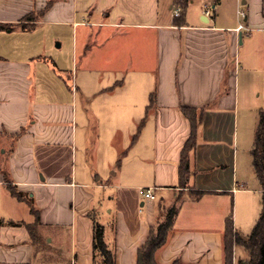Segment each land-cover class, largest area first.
Here are the masks:
<instances>
[{"label": "crops", "instance_id": "0c3cea01", "mask_svg": "<svg viewBox=\"0 0 264 264\" xmlns=\"http://www.w3.org/2000/svg\"><path fill=\"white\" fill-rule=\"evenodd\" d=\"M187 1L174 17L176 0H0V23L51 2L26 29L0 30V264H92V211L116 264H138L173 204L159 264L247 257L233 242L228 261L225 233L231 215L249 235L262 210L252 148L264 109V0ZM184 107L201 115L186 187Z\"/></svg>", "mask_w": 264, "mask_h": 264}, {"label": "trees", "instance_id": "16d2710c", "mask_svg": "<svg viewBox=\"0 0 264 264\" xmlns=\"http://www.w3.org/2000/svg\"><path fill=\"white\" fill-rule=\"evenodd\" d=\"M49 2L46 7L39 12H32L27 14L18 23H0V30L6 29H26L27 25L24 22H34L42 16L50 6ZM176 4L182 8V12L186 9L187 0H176ZM154 94L151 95L150 105L154 104ZM185 114L190 118L193 126L192 135L187 141L183 153L181 164L179 167L181 186L186 187V181L191 173L188 155L196 145V126L200 121L201 115L197 113L195 109L183 108ZM137 134L134 138H136ZM253 166L256 177L259 181L262 195L261 203L262 210L255 222L252 231L247 236H241L233 229V221L231 215L227 219L225 241H226V254L227 259L230 262L232 257V245L235 242L237 245H241L246 253L247 257L240 260L239 264H264V109L259 110V122L255 134L254 145L252 148ZM1 169V166H0ZM10 190L19 199H24L23 195L17 191L15 186L9 183ZM203 191L192 190L193 197H199L203 194ZM30 210L36 219L33 224H28L31 236L35 241L40 238L39 231L37 229L40 224L38 217V210L35 206L33 199H29ZM179 206L173 204L168 209H161V218L157 223L150 228V233L145 243L138 250V264H159L156 260V252L167 241L169 232L173 227L176 215L178 213ZM94 221L93 227V263L92 264H116L115 250L106 242L105 239V226L100 223L94 211L89 213ZM163 218V219H162ZM1 223V221H0ZM78 264V263H77ZM174 264H183L176 261Z\"/></svg>", "mask_w": 264, "mask_h": 264}, {"label": "built area", "instance_id": "2783aa9c", "mask_svg": "<svg viewBox=\"0 0 264 264\" xmlns=\"http://www.w3.org/2000/svg\"><path fill=\"white\" fill-rule=\"evenodd\" d=\"M206 13L207 14L210 13V8H207L206 9ZM238 13L242 17L245 16V13L242 10H239ZM181 14H182V8L180 6H177V7H175L173 9V15H174V17H180ZM241 29H247V30H249L248 28L245 27L244 24H240V26L238 27V30H241ZM143 196H144V198L151 199V200L155 199V197H156L155 196V193H154V190L151 187L145 188L143 190Z\"/></svg>", "mask_w": 264, "mask_h": 264}, {"label": "rangeland", "instance_id": "374dc122", "mask_svg": "<svg viewBox=\"0 0 264 264\" xmlns=\"http://www.w3.org/2000/svg\"><path fill=\"white\" fill-rule=\"evenodd\" d=\"M56 44H57V43H56ZM69 80H71V79H69ZM262 104H264V103H262L260 100L257 102V105H258V106H264V105H262ZM254 118H256L257 124H256V128L254 129L253 144H254L255 134H256V130H257L258 122H259V113H258V112H257V115H255ZM254 123H255V120H254ZM258 185H259L258 180H257V178H256V175H254L253 186H258ZM187 193H189L190 195H192V190L188 189ZM256 207L258 208V210H261V206H260L259 202H257ZM259 208H260V209H259ZM259 213H260V211H259L257 214H259ZM162 219H163V218H162ZM255 222H256V220H255ZM254 224H255V223H254ZM249 230H250V229H249Z\"/></svg>", "mask_w": 264, "mask_h": 264}]
</instances>
